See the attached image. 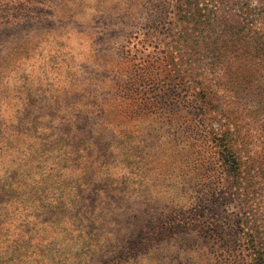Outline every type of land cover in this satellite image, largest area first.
<instances>
[{
    "label": "trees",
    "instance_id": "obj_1",
    "mask_svg": "<svg viewBox=\"0 0 264 264\" xmlns=\"http://www.w3.org/2000/svg\"><path fill=\"white\" fill-rule=\"evenodd\" d=\"M101 2L140 39L142 51L116 59L135 73L97 63L71 98L28 88L20 134L34 147L0 166V254L7 264H129L166 236L184 243L207 228L216 264H264V0ZM117 99L146 116L147 131L106 121ZM165 144L183 178L157 196L136 180ZM137 161L141 178L128 171Z\"/></svg>",
    "mask_w": 264,
    "mask_h": 264
},
{
    "label": "rangeland",
    "instance_id": "obj_2",
    "mask_svg": "<svg viewBox=\"0 0 264 264\" xmlns=\"http://www.w3.org/2000/svg\"><path fill=\"white\" fill-rule=\"evenodd\" d=\"M99 1L101 2V0H0V166L5 167L4 169L18 165L23 148L32 147L34 144L33 139H26L20 134L26 123L23 102L27 97L28 88L44 89L52 85L58 96L71 98V93L87 84V80L81 85L75 81L87 79L90 76L87 73L95 69L97 63H106L111 70L115 68V71L118 70L124 76L134 72L129 60L116 59L121 57L117 54L123 52L125 56L132 58L137 52L142 51L141 46L137 45L140 39H136L135 35L125 36V33L120 32L115 27L116 19L108 12L104 13L107 8L103 4H98ZM105 55L114 61L108 58L109 60L105 59L103 62L102 58ZM67 91L70 92L68 96L65 95ZM105 108V119L114 127L123 123V131H129L136 137L147 131L150 122L143 119L145 115L138 116L140 114L138 112L130 116L132 108L129 102L124 103V100L120 99L109 100ZM134 145L138 146L137 143ZM169 147L165 144L162 149ZM171 153L174 154V151L164 150L160 158L153 161L145 180H136L140 189L147 190L148 193L153 192L157 196L170 194L168 186L176 185V181L183 178L180 159H177V156L172 159ZM128 167V171L142 177L141 161H137L135 167L130 164ZM147 184L150 187L144 190L142 186ZM184 210L187 217H192L188 208ZM191 229L192 226L188 232ZM211 233L212 231L207 228L202 232H192L184 237V243L177 244L174 241L177 238L171 234L161 243L153 244L154 250L158 252L151 259L131 260L129 264H201L204 261L216 264V261H221L220 246L215 238H211ZM5 239L3 233L0 251L5 249ZM166 243H170L171 246L166 247ZM162 246L165 250H161ZM99 261L92 264H109V261L107 263ZM125 262L124 259L118 264ZM0 264H7V258L2 254Z\"/></svg>",
    "mask_w": 264,
    "mask_h": 264
}]
</instances>
